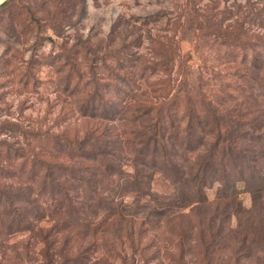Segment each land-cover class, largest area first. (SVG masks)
<instances>
[{
  "label": "rangeland",
  "instance_id": "obj_1",
  "mask_svg": "<svg viewBox=\"0 0 264 264\" xmlns=\"http://www.w3.org/2000/svg\"><path fill=\"white\" fill-rule=\"evenodd\" d=\"M184 3L84 0L80 17L79 0H8L0 6V120L9 118L34 129L51 153L58 150L60 138L58 143L53 138L45 142L46 133L64 129L71 136L98 126L101 121L90 117L92 112L104 117V123H118L117 117L109 119L100 108L93 110L94 104L82 112L85 100L127 108L130 102L148 97L157 102L162 99V83H151L168 76L175 84L173 78L177 81L183 72L194 84L199 82L200 89H191L190 96L200 92L199 104L261 103L260 81L243 78L247 63L241 60L244 54L248 59L259 55L263 67L254 74L264 81V0H202L199 20L205 24L211 17L221 29L220 34L199 38L192 29L184 31L189 26L187 13L193 10ZM237 37L247 41L245 49ZM155 38L175 44L178 59L172 65L161 59L158 67L143 69L156 60ZM239 74L240 81L235 78ZM231 81L234 90L225 88ZM131 121L128 126L133 128ZM32 139L27 146L13 131L0 132V140L8 142L0 144V168L5 167L4 178L11 182L12 192L20 194L15 199L17 211L6 203L0 207V264H264V201L253 205L243 180L235 183L242 208L238 215L225 212L229 217L223 213L219 217L209 210L216 205L213 199L223 194V184L215 180L205 185L207 204L196 211L184 208L148 216L138 212L139 203L127 195L121 202L126 215L109 218L107 201L117 197L103 195L98 201L82 179L70 180L73 187L67 198L28 186L27 180L15 181L11 173L17 171L14 167L21 155L12 162L9 144L21 146L20 151L34 160L48 155L44 150L34 153ZM34 150L42 149L35 145ZM196 154L195 149L185 151L189 159ZM184 169L195 173L192 164ZM151 186L158 192L171 190L159 173ZM227 190L230 193V187ZM118 202L119 198L111 205ZM227 202L230 207L231 200Z\"/></svg>",
  "mask_w": 264,
  "mask_h": 264
},
{
  "label": "trees",
  "instance_id": "obj_2",
  "mask_svg": "<svg viewBox=\"0 0 264 264\" xmlns=\"http://www.w3.org/2000/svg\"><path fill=\"white\" fill-rule=\"evenodd\" d=\"M79 1L81 17L85 7L84 0ZM201 1L185 0L184 6L188 5L193 10L187 13L186 24L189 26L184 28V31L192 29L195 38L211 33L220 34L221 27L215 25L211 17H207L209 23L204 24L199 20L197 10ZM7 2L8 0L3 1L0 6ZM30 15L35 19L33 11ZM204 29L207 31L202 32ZM152 40L156 60L151 64H144L143 69L158 67L161 59L169 61L170 65L178 59L175 57L178 47L170 40L162 41L156 38ZM240 41L244 45L240 47L245 49L247 41L240 37L237 40L239 45ZM195 47L198 48L197 42ZM93 55L95 56L94 50ZM248 56L244 54L241 60L243 64L247 63L243 78H252V82L260 81V87L264 91V81L256 79L258 74H254L260 70L259 67H263L259 60L261 57L254 55L248 59ZM181 67L180 65L179 69ZM143 73L140 72V76H144ZM262 73L264 80V71ZM178 76L179 79L175 78L177 81L173 78L175 84L170 82L171 78L168 76L151 83L152 85L162 83L160 87L162 99L157 102L148 97L130 102L127 108L126 104L121 103L120 106H116L111 102L99 104L85 100L81 106L82 112H85L90 104H94L93 110L100 108L103 115H110L109 119L117 117L118 123L109 121L104 123L102 122L104 117L92 112L89 114L90 117H99L101 121L98 126L84 129L81 133L74 132L71 136L66 135L64 129L60 133H46L48 136L45 142L50 140L52 142V138L57 142L60 138L58 150L51 153L44 142L40 144L42 141L34 129L25 127L19 121L1 119L0 132L13 131L14 135L19 136L27 146L32 139L30 137L33 136L36 140L32 139L34 144L31 147L38 145L39 149H42L34 150L33 147L34 153L43 150L48 153L44 158L34 160L20 151L21 146L14 147L13 144H9L12 162L21 155L14 167L18 169L11 175L14 173L12 176H15V181L19 180L20 183L23 182L22 184L27 180L28 186L37 185L50 195L59 194L66 198L73 187L70 180L74 177L82 179L86 190L96 195L98 201H103V197L100 198L103 195L105 198H119L116 205H111L112 201L117 200L115 198L107 201L109 218L126 215L121 202L127 195L139 203L138 212L148 216H152V213L164 215L184 208H188L190 212L196 211L207 204L205 185L215 183V180L223 184L220 187L223 194L213 199L216 205L213 208L209 207L212 213L216 215L223 213L226 217L230 214H239L242 208L240 202L236 200V181L243 180L248 187L252 204L260 205L264 201V99L261 103L244 100L238 104L224 102L215 105L212 101L199 104L197 101L200 92L197 96L190 97L191 89H200L199 82L195 84L191 82L186 72ZM240 77L242 78V74L235 78L240 81ZM121 80H124V77H121ZM69 81L67 80V83ZM173 85H177V90L171 93ZM225 88L234 90L232 81L226 83ZM131 120L137 121L136 124L134 122L133 128L128 126ZM7 143L0 140L3 146ZM188 149L197 150L194 158L185 157V151ZM2 153L0 150V154ZM184 163L192 164L195 173H188L187 169H184ZM76 164H80V169ZM4 169L5 167L0 168V207L6 203L17 211L19 205L15 199L20 194L12 192L11 182L8 183L4 178L6 175ZM75 173L81 175L75 176ZM157 173L167 180L170 191L164 193L152 189L151 180ZM226 187H230V193L229 190L225 192ZM226 194L230 196L227 197ZM141 199H144L145 204L140 202ZM227 199L231 200L230 207L227 206ZM180 215L192 216L183 213Z\"/></svg>",
  "mask_w": 264,
  "mask_h": 264
}]
</instances>
